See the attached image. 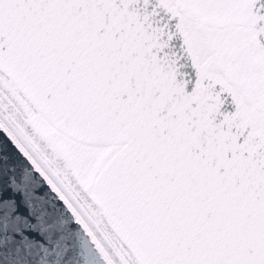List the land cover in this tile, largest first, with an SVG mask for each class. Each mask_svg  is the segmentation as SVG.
<instances>
[{
  "label": "snow or ice",
  "instance_id": "1",
  "mask_svg": "<svg viewBox=\"0 0 264 264\" xmlns=\"http://www.w3.org/2000/svg\"><path fill=\"white\" fill-rule=\"evenodd\" d=\"M0 264H264V0H0Z\"/></svg>",
  "mask_w": 264,
  "mask_h": 264
},
{
  "label": "water",
  "instance_id": "2",
  "mask_svg": "<svg viewBox=\"0 0 264 264\" xmlns=\"http://www.w3.org/2000/svg\"><path fill=\"white\" fill-rule=\"evenodd\" d=\"M3 135V133H0V136H2Z\"/></svg>",
  "mask_w": 264,
  "mask_h": 264
}]
</instances>
